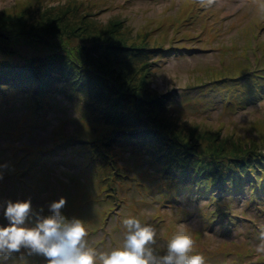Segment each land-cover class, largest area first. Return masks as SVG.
<instances>
[{
	"label": "rangeland",
	"instance_id": "1",
	"mask_svg": "<svg viewBox=\"0 0 264 264\" xmlns=\"http://www.w3.org/2000/svg\"><path fill=\"white\" fill-rule=\"evenodd\" d=\"M189 1L194 0H0V14L22 12L16 7L26 8L30 4L33 10L48 8L53 14L75 9L78 16L80 11V17L70 18L76 25L85 26L88 19L107 26L116 23L127 37V45L140 46L124 51L127 56L149 55L151 89L161 95L176 96L175 104L180 95L193 97V103L187 101L182 105L183 115L173 111L166 119L169 131L176 133L177 125L184 129L183 137L180 136L184 142L194 134L191 141L202 144L197 149L204 150L207 156L222 154L233 161L246 158L250 150L263 154L264 97L243 103L242 107L233 104L234 107L225 109L223 100L245 65L256 67L261 61L257 70L264 72V49L260 48L264 46V0H206L208 4L197 11L195 18V13L187 10ZM186 11L184 21L180 16ZM213 24L219 29L215 39L208 37L206 29ZM147 49L154 51L149 54ZM139 65L135 64L136 70ZM118 66H111L112 78H125L123 70L119 69L122 73L117 75ZM50 96L57 103L42 113L25 106L21 95L13 97L8 106L0 102V164L8 165L0 181V201L31 197L34 209L43 205L42 215H49L47 204L67 197L63 211L69 218L78 216L86 222L85 239L98 257L123 244L126 228L122 221L134 215L142 223L156 227V242L151 246L159 255L166 253L168 241L183 226L192 234V252L203 254L206 264H264L263 192L252 197L239 192L222 199L229 203V209L222 202L209 204L210 198L199 193H178L175 200L158 204L150 200L158 196L156 192L149 195L143 189L138 192L134 186L136 179L145 184L141 179L144 169L156 162L155 154L166 143L160 136H148L143 147L115 144L121 156L112 158L122 167V177H115L117 197H106L99 186L92 184L91 176L77 175L81 170L79 158L67 161L74 155L72 148L80 146L69 140L92 133L96 127L82 117L77 105L71 107L62 94ZM152 102L153 98L146 97L143 103ZM37 115L41 118L35 122ZM56 128L63 143H56L57 150L51 156H42L40 161L29 158L27 165L31 166L26 169V159L20 160V156L31 149L23 150L21 146L52 148ZM155 140L159 147L153 149ZM217 148L220 152L214 151ZM16 170L20 172L15 173ZM33 222L29 220V224ZM7 264H45V258L29 255L22 248L12 254Z\"/></svg>",
	"mask_w": 264,
	"mask_h": 264
},
{
	"label": "trees",
	"instance_id": "2",
	"mask_svg": "<svg viewBox=\"0 0 264 264\" xmlns=\"http://www.w3.org/2000/svg\"><path fill=\"white\" fill-rule=\"evenodd\" d=\"M206 4V0L189 1L187 10L195 13V18L197 11ZM29 5L16 7L22 12L0 14V102L4 101L8 106L13 97L21 95L25 106L42 113L57 103L52 102L50 95L62 94L71 107L77 105L82 117L96 127L92 133L69 140L80 143L78 148H72L74 155L67 159L79 158L81 170L77 175L83 178L91 176L92 184L99 186L106 197H117L115 177H122V167L112 158L113 155L121 156L114 148L115 144L144 146L146 137L160 136L166 143L155 154L156 162L144 169L141 179L145 184L141 185L139 179L134 180L138 192L142 189L147 194L156 192L158 196L150 200L162 204L175 200L178 193H199L210 198L209 204H220L222 199L227 200L239 192L250 197L264 193V153L258 155L250 150L246 152V158L233 161L222 154L207 156L204 150L197 149L202 144L191 141L194 134L185 143L180 137H183L184 129L177 125L176 133L168 130L166 119L173 111L183 115L182 105L187 101L193 103V97L180 95L178 104H175L176 96L161 95L151 89L149 55L145 58L137 57L136 53L132 57L127 56L124 51L137 50L140 46L127 45V37L116 23L107 26L88 19L85 26L76 25L70 20L80 17V11L78 16L75 9L57 10L53 14L48 8L33 10ZM182 16L186 21L187 11ZM214 27L213 24L206 28L211 39L217 38L216 33H219V29ZM260 48L264 49V46ZM147 50L149 54L154 51ZM262 63L264 65V61ZM135 64H140L137 68L140 72ZM112 65H120L117 75L123 70L125 78H112ZM258 65H245L236 75L237 82L231 86V96L228 93L223 100L224 109L234 107L233 104L242 107L243 103L264 97V72H258ZM146 97L153 98L154 102L145 105ZM39 118L41 116L37 115L33 121L38 122ZM57 130H54L52 148L21 146L23 150L31 149L28 154L20 156V160L26 159V169L31 166L27 165L29 158L40 161L42 156H51L53 150H57L56 143H63V137L57 134ZM158 147L157 141H152V148ZM214 151L220 152L218 148ZM89 180L84 181L87 183ZM221 204L226 209L230 208L228 202Z\"/></svg>",
	"mask_w": 264,
	"mask_h": 264
},
{
	"label": "clouds",
	"instance_id": "3",
	"mask_svg": "<svg viewBox=\"0 0 264 264\" xmlns=\"http://www.w3.org/2000/svg\"><path fill=\"white\" fill-rule=\"evenodd\" d=\"M7 167L0 164V181ZM66 204L65 196L53 199L47 204L50 214L42 215L44 206L34 209L31 197L0 201V264H7L22 248L29 255L43 256L45 264H206L203 254L192 252V234L183 226L168 241L166 253L157 254L151 246L156 242V227L134 215L122 221L123 244L98 257L85 239L86 222L78 216L69 218L63 211Z\"/></svg>",
	"mask_w": 264,
	"mask_h": 264
}]
</instances>
